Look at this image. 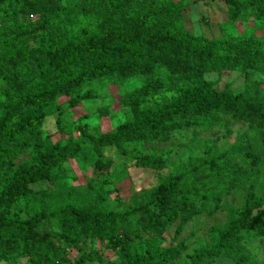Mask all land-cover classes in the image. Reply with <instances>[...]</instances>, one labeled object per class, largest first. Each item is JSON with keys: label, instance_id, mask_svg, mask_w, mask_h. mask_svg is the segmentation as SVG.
Segmentation results:
<instances>
[{"label": "trees", "instance_id": "16d2710c", "mask_svg": "<svg viewBox=\"0 0 264 264\" xmlns=\"http://www.w3.org/2000/svg\"><path fill=\"white\" fill-rule=\"evenodd\" d=\"M196 1L206 0H0V263L69 264L79 250L74 264H264L245 243V233L264 240V187L253 182L264 163V35L197 36L188 14ZM221 1L230 21L264 27V0ZM231 71L244 76L240 92L205 78ZM133 78L143 85L120 99L128 115L113 130L79 125L64 144L44 135L60 98L75 107L98 98L78 94L85 84ZM228 121L248 130L227 149L207 138L201 158L164 172L177 132L202 136ZM71 160L92 167L85 184L68 181ZM130 166L159 173L157 182L129 203L113 200L110 187ZM241 190L242 205L224 204ZM220 213L225 223L203 245L187 253L177 242L196 217Z\"/></svg>", "mask_w": 264, "mask_h": 264}, {"label": "rangeland", "instance_id": "374dc122", "mask_svg": "<svg viewBox=\"0 0 264 264\" xmlns=\"http://www.w3.org/2000/svg\"><path fill=\"white\" fill-rule=\"evenodd\" d=\"M191 27L197 36H205L210 39H218L224 36H239L243 33L250 34L253 30L258 28V36L264 35V27L259 23H236L228 19V12L226 4L221 0H206L196 1L188 10ZM27 20H36V18H27ZM208 81H220L219 85L223 86L225 83L230 84L234 92H240L244 89V76L237 71L219 73H208L205 75ZM143 85L142 78H133L126 81L125 84H117L109 81L100 83L92 81L80 90L78 94L82 95L88 91L95 93L98 98L93 100H86L75 107L69 105L70 99L62 97L58 103L62 107V113L57 112L46 117L43 125L44 135L48 140L54 143H65L68 137L73 136V128L79 125H87L90 132L102 134L113 130L117 125L121 124L128 115L127 109L120 104V99L128 92L141 87ZM77 96V95H75ZM108 110V115L99 112L100 108ZM61 118L63 123V130L58 126V120ZM248 130V125L245 123H236L233 121L227 122V128L216 129L213 133H207L202 136H195L192 130L177 132L174 135L171 143L167 146L171 154L168 156V169L164 172L174 171L181 163L187 162L190 159H198L203 156L204 140L210 138L221 149H227L232 145L239 133H244ZM251 135L256 136L255 132ZM105 155L107 158L117 160V154L113 148H106ZM68 171V181L71 184L79 185L85 184L87 179L93 175L92 167H85L77 164L71 160L66 164ZM260 178L254 180L256 189L259 191L264 187V163L259 167ZM159 173L150 169H139L130 166L125 173L115 178L110 189L115 190L112 195L114 200L115 195L119 196L129 203L133 196L143 189L153 187ZM243 194L241 190L239 193H232L224 199V204L238 207L243 204ZM117 201H113L116 204ZM264 217V207L260 210ZM225 223V214L220 213L214 217L206 214L196 217L193 223L187 224L183 230L182 235L177 242L184 240L188 245V252L191 253L195 248L203 245L207 240V234L210 227L214 224L223 225ZM176 223L168 232V241L166 246L174 245V234ZM245 243L253 251L258 261H264V240L255 237L251 233H245ZM88 250L92 247L104 251L105 257L114 259L113 253L99 242L87 241L83 248ZM79 250L70 251L67 255L69 264H74L79 258ZM9 262H1L0 264H8ZM25 260H20L19 264H24ZM215 264H235L231 260L219 259Z\"/></svg>", "mask_w": 264, "mask_h": 264}, {"label": "built area", "instance_id": "2783aa9c", "mask_svg": "<svg viewBox=\"0 0 264 264\" xmlns=\"http://www.w3.org/2000/svg\"><path fill=\"white\" fill-rule=\"evenodd\" d=\"M94 264H101V263H94Z\"/></svg>", "mask_w": 264, "mask_h": 264}]
</instances>
